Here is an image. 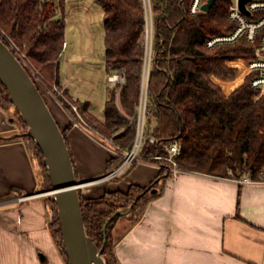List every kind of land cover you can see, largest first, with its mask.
Returning <instances> with one entry per match:
<instances>
[{
  "label": "trees",
  "instance_id": "trees-1",
  "mask_svg": "<svg viewBox=\"0 0 264 264\" xmlns=\"http://www.w3.org/2000/svg\"><path fill=\"white\" fill-rule=\"evenodd\" d=\"M93 1L103 11L106 74L121 71L125 81L108 90L103 121L86 115L88 104L76 101L92 127L103 137L112 138L120 154L130 151L137 135L139 105L146 84L139 150L143 161L163 163L153 158L165 155L161 143L178 140L182 152L177 164L182 171L233 179L249 175L253 181H264V96L255 99L258 91L251 82L256 74H247L230 94H225L210 77L233 76L236 69L227 65L229 61L253 60L252 46L244 39L212 49L206 46L209 38L233 30L234 24L228 18L231 0H216L208 12L196 15L190 14L191 0H150L153 35L149 61L146 39L149 9L145 0ZM65 6L66 0H0V39L4 42L2 34H5L13 41L50 86H59L60 59L66 42ZM242 75L240 71L235 78L215 80L229 91ZM63 95L72 99L64 90ZM59 100L72 113L64 99ZM0 109L6 113L13 109L23 128H27L1 82ZM61 131L72 159L66 130ZM151 136L156 138L155 143H150ZM22 141L36 166L40 191L51 190L40 149L26 135ZM122 161L118 154L109 160L115 166ZM74 171L80 182L75 167ZM170 174L160 169L156 181L149 186L130 185L125 192L105 191L97 197H85L78 190L86 233L99 249L103 247L106 264H119L115 253L119 239L113 238L119 221L125 219L131 221L130 225L136 224L148 204L163 193L165 177ZM45 202L49 209V230L68 264L56 203L52 198H45ZM130 205L133 206L127 215H117L108 222L104 241V224L116 211L127 210Z\"/></svg>",
  "mask_w": 264,
  "mask_h": 264
},
{
  "label": "crops",
  "instance_id": "crops-1",
  "mask_svg": "<svg viewBox=\"0 0 264 264\" xmlns=\"http://www.w3.org/2000/svg\"><path fill=\"white\" fill-rule=\"evenodd\" d=\"M66 43L63 51L68 48ZM227 65L236 69L234 76L210 77L230 94L243 83L249 69L242 60ZM240 71V82L229 91L215 80L235 78ZM59 85L71 98L87 103L92 118L103 121L104 114L98 118L91 112L88 90L76 70L61 68L60 64ZM47 97L62 115L64 128L55 119L59 128L66 130L79 179L105 177L80 188H84L85 197H97L105 191L125 192L130 185L146 187L156 181L160 168L142 160L113 177L107 176L119 166L109 162L114 152L110 158L104 156V170L102 165H95V171L84 172V166L98 160L100 149L81 136L92 137L88 131L73 125L60 104ZM10 120L0 109V264H65L49 230V209L44 195L39 194L36 166L23 141L13 134ZM76 148L82 159L79 164L74 160ZM115 253L119 264H264V181L240 184L233 178L200 172L171 173L165 177L163 193L148 204L136 224L128 226Z\"/></svg>",
  "mask_w": 264,
  "mask_h": 264
},
{
  "label": "water",
  "instance_id": "water-1",
  "mask_svg": "<svg viewBox=\"0 0 264 264\" xmlns=\"http://www.w3.org/2000/svg\"><path fill=\"white\" fill-rule=\"evenodd\" d=\"M246 1L248 0H240L239 4L248 15L249 12L244 8ZM215 2L216 0H207L202 10L208 12ZM0 82L27 124L25 135L33 140L42 153V162L47 169L52 189L39 194L52 196L56 203L68 264H106L102 256L103 247L99 249L87 235L83 222L78 190L89 181H77L65 138L55 117L33 78L1 39ZM132 206L125 211H116L108 219L102 228L104 241L108 222L117 215H127Z\"/></svg>",
  "mask_w": 264,
  "mask_h": 264
},
{
  "label": "rangeland",
  "instance_id": "rangeland-1",
  "mask_svg": "<svg viewBox=\"0 0 264 264\" xmlns=\"http://www.w3.org/2000/svg\"><path fill=\"white\" fill-rule=\"evenodd\" d=\"M145 4L149 9V6H151L150 0H145ZM64 16L66 21L65 40L68 42V48L66 49V51H63L62 53L60 59L61 68L66 67L72 69L73 71L76 70L78 72V74L81 77V81L85 85L86 90H88L87 92L89 94V99H91V105H92L91 112L96 117L102 118L104 114L103 113L104 102L105 99L108 98V90L115 85V82H111L109 80V77L111 75L108 76L106 74L105 66H104L105 55H104L103 11L101 7L93 0H67L64 9ZM55 17L56 18L59 17V12H57ZM147 31H148V35H147ZM152 35H153V25H152L151 13H150L148 18V24L146 27V39L148 43L147 61H149L150 59ZM237 60H242L243 62L248 63L243 59H237ZM38 86L41 94L47 101V104L50 106L49 108L52 109L55 118L59 122L61 128H64L65 123L63 121L60 112L55 109L53 103L47 97L49 95L60 104V106L65 110V112L69 114L72 121L78 120L80 122L82 121L84 122L85 120L87 123L90 122V121L88 122V119H86V116L83 114H82V121L77 116L73 117L74 114H71L70 111L66 109L64 104L59 100L60 97L62 96L56 94V92L52 90L49 84L46 83L45 87H43L42 85L41 86L38 85ZM57 87L61 88L60 85ZM61 90L63 89L61 88ZM144 95H145V90H144ZM144 97L145 96H143V98ZM62 98L64 99L65 103L68 104V102L66 101L68 97L64 96ZM7 115L11 119L10 125L13 126V134H15L17 138H20L22 140L23 137L25 136L27 128L26 129L23 128V124L21 123L17 114L14 113L13 109L12 111H8ZM86 115L89 114L86 113ZM95 120H97V118ZM89 124L91 126L93 125L91 122ZM89 134H91L92 137L90 136L88 137L85 134L82 135L80 134V135L82 137H85V139L91 141L92 145H95V147L100 149V152L99 154L96 153L97 156L96 158L98 160H95V162L93 163L94 165H89L88 167L84 166L83 171L84 172L95 171L97 167L95 165H102L104 170L106 165V163H104L105 161L103 160L104 156L110 158V154L114 152L113 140L112 138L101 137L96 132L93 131H89ZM75 136L78 139L79 136L78 135ZM75 152L76 155L74 160L75 161L77 160V164H79L82 159L80 157L78 148H76ZM124 177L125 176H121V179H123ZM81 179H83V177H81ZM81 190H83L82 193H85L84 188ZM43 197L53 199V197L50 195H44ZM130 223L131 221L125 219H121L119 221V223L117 224V228L113 234L114 240L116 239L120 240L124 236L126 229L128 228V226H130Z\"/></svg>",
  "mask_w": 264,
  "mask_h": 264
},
{
  "label": "built area",
  "instance_id": "built-area-1",
  "mask_svg": "<svg viewBox=\"0 0 264 264\" xmlns=\"http://www.w3.org/2000/svg\"><path fill=\"white\" fill-rule=\"evenodd\" d=\"M207 0H191L189 7L190 14L196 15L198 13L204 12L202 7ZM240 0H231L228 6V18L234 24L233 30L230 32L211 37L207 40L206 46L210 49L219 45H231L235 44L241 39L246 40L252 46L253 60L247 63L249 73H255V77L252 79L251 85L255 88L258 93L255 95V99H259L264 96V0H248L244 4V8L249 14L247 15L240 7ZM150 14V6H149ZM148 35V31H147ZM4 43L11 49V51L16 55V57L21 61L22 65L28 71L30 76L41 86L45 87L46 84L38 72V70L29 62L26 55L15 45L13 41L2 34ZM67 45L64 42L63 46ZM148 71V68H147ZM147 74V73H146ZM109 80L111 82L123 84L125 81L124 74L121 71L113 73ZM52 90L64 97L63 90L59 89L57 86H51ZM145 96L141 99L139 105V116H138V127L135 142L130 151H126L120 154L114 148V153L121 155L123 161L117 167V169L110 173L109 176L113 177L125 171L133 162L137 160H142L139 156V150L143 138L144 129V119H145V107H146V84H145ZM69 107L71 108L73 117L77 116L82 121V111L80 107L76 104L75 99H66ZM84 115V114H83ZM84 120V118H83ZM73 125L80 127L86 131L96 132L99 136L103 137L98 133L89 123L85 120L80 122L78 120L73 121ZM150 143H155L157 140L155 137L151 136L149 139ZM165 155H156L153 158L157 161H163V163H156L160 169H166L167 171L177 174L182 171L177 164V158L181 155L182 144L178 140H173L168 143H161ZM143 161V160H142ZM146 162V161H144ZM240 184L250 183L253 181L249 175H243L236 179Z\"/></svg>",
  "mask_w": 264,
  "mask_h": 264
},
{
  "label": "bare ground",
  "instance_id": "bare-ground-1",
  "mask_svg": "<svg viewBox=\"0 0 264 264\" xmlns=\"http://www.w3.org/2000/svg\"><path fill=\"white\" fill-rule=\"evenodd\" d=\"M102 179H104V178H99V179H95V180L89 181V183L87 185H89V184H91L93 182L101 181Z\"/></svg>",
  "mask_w": 264,
  "mask_h": 264
}]
</instances>
